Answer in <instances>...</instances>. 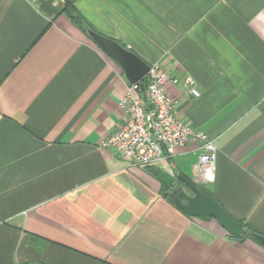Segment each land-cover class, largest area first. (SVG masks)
Segmentation results:
<instances>
[{"label":"crops","instance_id":"0c3cea01","mask_svg":"<svg viewBox=\"0 0 264 264\" xmlns=\"http://www.w3.org/2000/svg\"><path fill=\"white\" fill-rule=\"evenodd\" d=\"M67 1L87 31L61 14ZM90 30L179 79L165 86L176 115L218 150L215 180L197 185L251 235L175 206L179 177L195 178V144L148 167L103 146L124 123L129 82ZM254 233L264 236V0H0V264H264Z\"/></svg>","mask_w":264,"mask_h":264},{"label":"built area","instance_id":"2783aa9c","mask_svg":"<svg viewBox=\"0 0 264 264\" xmlns=\"http://www.w3.org/2000/svg\"><path fill=\"white\" fill-rule=\"evenodd\" d=\"M190 93L200 96L192 79H185ZM160 63L149 67L139 83L128 85L119 106L124 112V123L104 143L122 155L132 166H162L174 154L176 147L195 144L198 161L194 167L195 179L212 183L217 172V147L203 131L180 121L174 102L165 92L168 83L179 84ZM144 83V86H141ZM170 164V163H169Z\"/></svg>","mask_w":264,"mask_h":264},{"label":"water","instance_id":"95a60500","mask_svg":"<svg viewBox=\"0 0 264 264\" xmlns=\"http://www.w3.org/2000/svg\"><path fill=\"white\" fill-rule=\"evenodd\" d=\"M90 38L123 70L130 84L141 82L147 75L150 65L118 42L90 30ZM144 86V83H141ZM186 189H176L171 197L175 206L184 214L196 218H213L230 235L240 236L244 232V223L234 220L218 201L206 194L192 180L179 177ZM253 237L264 245V236L254 233Z\"/></svg>","mask_w":264,"mask_h":264},{"label":"trees","instance_id":"16d2710c","mask_svg":"<svg viewBox=\"0 0 264 264\" xmlns=\"http://www.w3.org/2000/svg\"><path fill=\"white\" fill-rule=\"evenodd\" d=\"M61 14H65L70 20H72L76 25H78L80 28L84 29L85 31L88 30V27L84 25V21H82V18L78 10L76 9L74 2L67 1ZM250 232L253 233L254 231H250ZM248 234L249 233H247V231H244L242 235L237 237L244 239L246 236H248Z\"/></svg>","mask_w":264,"mask_h":264},{"label":"rangeland","instance_id":"374dc122","mask_svg":"<svg viewBox=\"0 0 264 264\" xmlns=\"http://www.w3.org/2000/svg\"><path fill=\"white\" fill-rule=\"evenodd\" d=\"M192 180H193L196 184L199 183L198 180H196L195 178H192Z\"/></svg>","mask_w":264,"mask_h":264},{"label":"flooded vegetation","instance_id":"af4514ba","mask_svg":"<svg viewBox=\"0 0 264 264\" xmlns=\"http://www.w3.org/2000/svg\"><path fill=\"white\" fill-rule=\"evenodd\" d=\"M187 192H189V191L187 190Z\"/></svg>","mask_w":264,"mask_h":264}]
</instances>
